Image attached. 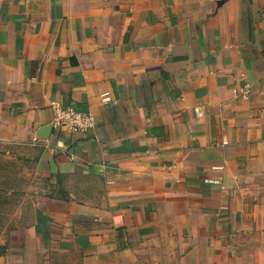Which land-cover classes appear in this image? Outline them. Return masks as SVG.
Instances as JSON below:
<instances>
[{"label": "crops", "instance_id": "crops-1", "mask_svg": "<svg viewBox=\"0 0 264 264\" xmlns=\"http://www.w3.org/2000/svg\"><path fill=\"white\" fill-rule=\"evenodd\" d=\"M8 140L54 184L30 264H264V0H0Z\"/></svg>", "mask_w": 264, "mask_h": 264}, {"label": "rangeland", "instance_id": "rangeland-1", "mask_svg": "<svg viewBox=\"0 0 264 264\" xmlns=\"http://www.w3.org/2000/svg\"><path fill=\"white\" fill-rule=\"evenodd\" d=\"M38 159L37 149L29 143L0 141V246L8 248L0 264H30L18 249L54 194V184L38 171ZM51 247L34 264H76L65 249Z\"/></svg>", "mask_w": 264, "mask_h": 264}, {"label": "built area", "instance_id": "built-area-1", "mask_svg": "<svg viewBox=\"0 0 264 264\" xmlns=\"http://www.w3.org/2000/svg\"><path fill=\"white\" fill-rule=\"evenodd\" d=\"M102 98L104 103L110 101L108 94H104ZM195 112L198 118L202 116L199 109H196ZM94 125L95 120L91 114L80 113L61 106L55 107L54 129L69 128L75 132L87 133L94 128ZM224 145H226V143H224Z\"/></svg>", "mask_w": 264, "mask_h": 264}, {"label": "trees", "instance_id": "trees-1", "mask_svg": "<svg viewBox=\"0 0 264 264\" xmlns=\"http://www.w3.org/2000/svg\"><path fill=\"white\" fill-rule=\"evenodd\" d=\"M8 252V248L6 246H0V257L6 255Z\"/></svg>", "mask_w": 264, "mask_h": 264}]
</instances>
